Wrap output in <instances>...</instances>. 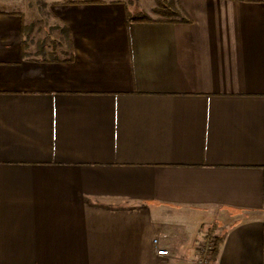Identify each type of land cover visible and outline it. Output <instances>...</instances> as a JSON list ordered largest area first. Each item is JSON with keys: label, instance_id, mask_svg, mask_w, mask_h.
<instances>
[{"label": "crops", "instance_id": "1", "mask_svg": "<svg viewBox=\"0 0 264 264\" xmlns=\"http://www.w3.org/2000/svg\"><path fill=\"white\" fill-rule=\"evenodd\" d=\"M127 1L0 0V264H264V0Z\"/></svg>", "mask_w": 264, "mask_h": 264}, {"label": "trees", "instance_id": "2", "mask_svg": "<svg viewBox=\"0 0 264 264\" xmlns=\"http://www.w3.org/2000/svg\"><path fill=\"white\" fill-rule=\"evenodd\" d=\"M129 21H188V18L182 14L180 8L175 4V0H162L155 3L150 10H140L132 12L129 9L126 11ZM220 238L214 239V247L210 254V264L216 260L217 247Z\"/></svg>", "mask_w": 264, "mask_h": 264}, {"label": "built area", "instance_id": "3", "mask_svg": "<svg viewBox=\"0 0 264 264\" xmlns=\"http://www.w3.org/2000/svg\"><path fill=\"white\" fill-rule=\"evenodd\" d=\"M157 238H152V243L155 245V253L158 255H164L167 253L165 248L158 247ZM214 247V239L211 237H204L196 244V258L194 264H210V254Z\"/></svg>", "mask_w": 264, "mask_h": 264}, {"label": "rangeland", "instance_id": "4", "mask_svg": "<svg viewBox=\"0 0 264 264\" xmlns=\"http://www.w3.org/2000/svg\"><path fill=\"white\" fill-rule=\"evenodd\" d=\"M158 1H162V0H128L127 1L128 2V9L132 12L140 11V10L148 11ZM5 7H9V6H5ZM15 7L17 9H20L22 14H25V11H24L25 6L23 4L22 5H16Z\"/></svg>", "mask_w": 264, "mask_h": 264}]
</instances>
